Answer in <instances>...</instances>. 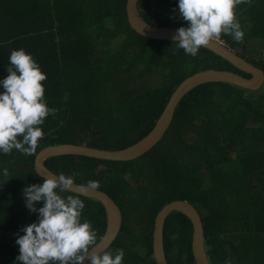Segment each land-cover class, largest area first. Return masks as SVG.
I'll use <instances>...</instances> for the list:
<instances>
[{
	"label": "trees",
	"instance_id": "obj_1",
	"mask_svg": "<svg viewBox=\"0 0 264 264\" xmlns=\"http://www.w3.org/2000/svg\"><path fill=\"white\" fill-rule=\"evenodd\" d=\"M126 6L127 0H0V79L7 76L11 50L25 49L47 74L45 99L57 109L40 126L44 136L34 154H0V168L9 170L0 176V264H14L16 235L38 219L23 189L45 179L35 169L41 149L64 143L124 149L154 128L187 77L211 68L251 77L204 46L193 57L174 41L137 33ZM139 7L152 25L183 26L169 22L180 17L178 0H139ZM234 11L245 41L219 38L264 71V0H244ZM45 164L56 174L77 173L79 184L98 181L120 206L122 228L106 251L123 249V264H157L156 216L175 200L198 210L211 264H264V84L256 90L226 82L193 88L163 139L135 160L61 155ZM70 194L76 193H61ZM80 199L82 219L91 222L98 242L106 209L97 199ZM192 239L190 218L173 211L164 226L169 264H196Z\"/></svg>",
	"mask_w": 264,
	"mask_h": 264
},
{
	"label": "clouds",
	"instance_id": "obj_2",
	"mask_svg": "<svg viewBox=\"0 0 264 264\" xmlns=\"http://www.w3.org/2000/svg\"><path fill=\"white\" fill-rule=\"evenodd\" d=\"M244 0H178L180 16L186 26L176 30L174 42L185 55L195 57L202 46L219 38L221 33L231 35L239 42L244 33L234 9ZM7 76L0 79V154L16 150L24 155L36 152L38 140L44 132L40 127L57 109L50 108L42 83L47 74L25 49H13L8 57ZM67 99V96H65ZM9 170L0 168V176ZM77 173L63 172L45 178L42 183L23 189L25 204L38 219L23 226V235H16L19 254L14 264H123L125 252L117 249L96 251L97 231L87 219H82L84 202L80 194L99 187L98 181L75 184ZM73 192L75 195L62 196ZM43 202L36 207L35 202ZM92 250L89 254V250ZM224 264H232L226 259Z\"/></svg>",
	"mask_w": 264,
	"mask_h": 264
},
{
	"label": "water",
	"instance_id": "obj_3",
	"mask_svg": "<svg viewBox=\"0 0 264 264\" xmlns=\"http://www.w3.org/2000/svg\"><path fill=\"white\" fill-rule=\"evenodd\" d=\"M127 17L130 26L139 34L160 40L174 41L179 27L157 26L147 22L140 10L139 0H127ZM231 62L238 69L248 72L251 77H245L230 70L205 69L182 81L170 97L163 113L154 128L136 143L119 150L91 147L85 144L64 143L50 145L41 149L35 158L37 173L48 178L57 175L46 164L48 158L61 155H80L110 161H131L152 150L168 131L182 98L193 88L208 82H226L246 89L256 90L264 84V71L254 65L249 56L237 53L222 39L216 38L204 46ZM75 184H79L74 182ZM101 201L106 209L107 228L104 236L97 242L96 251L107 250L117 239L123 223L122 210L115 200L101 189L90 190L80 194ZM186 214L193 223L192 250L196 264H211L205 247L204 224L195 206L188 200H175L166 204L157 214L153 234V251L157 264H169L164 246V226L166 218L173 212ZM89 250V254L91 253ZM82 264H88L85 259Z\"/></svg>",
	"mask_w": 264,
	"mask_h": 264
},
{
	"label": "rangeland",
	"instance_id": "obj_4",
	"mask_svg": "<svg viewBox=\"0 0 264 264\" xmlns=\"http://www.w3.org/2000/svg\"><path fill=\"white\" fill-rule=\"evenodd\" d=\"M248 2V1H247ZM143 8H141V11L143 12ZM235 10V9H234ZM246 15V14H245ZM238 17H240V14L239 15H237ZM169 20H172V21H169ZM168 21L171 23V24H175V25H183V26H186L187 25V21H184L183 19H182V17L180 16V17H178V18H174V19H169ZM240 23V22H239ZM244 26V25H243ZM225 34H223V33H221V35L220 36H224ZM230 40H232V42L234 41V39H231L230 38ZM249 40V39H248ZM224 41V40H223ZM242 41H245L244 39L243 40H241L240 42H242ZM254 47H255V45L253 46V49H254ZM237 49V47H232V49ZM238 50H241L240 48H238ZM255 51V50H254Z\"/></svg>",
	"mask_w": 264,
	"mask_h": 264
}]
</instances>
